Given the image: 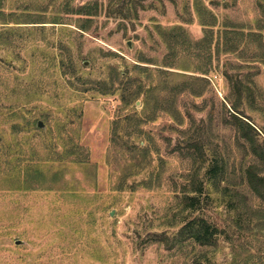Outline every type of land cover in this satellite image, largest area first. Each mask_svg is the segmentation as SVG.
<instances>
[{
    "label": "rangeland",
    "instance_id": "374dc122",
    "mask_svg": "<svg viewBox=\"0 0 264 264\" xmlns=\"http://www.w3.org/2000/svg\"><path fill=\"white\" fill-rule=\"evenodd\" d=\"M96 1L99 13L82 30L86 16L65 13L67 0H0V264H264V202L242 182L253 158L223 122L229 113L222 106L230 109L226 98L236 97L231 78L249 84L242 112L264 141V51L247 35L264 33V0H202L217 17L208 60L194 48L173 55L162 35L182 26L191 41L203 36L195 0H143L131 20L107 15L108 0L70 6ZM226 25L245 36L218 54ZM170 61L175 68L163 66ZM134 64L152 68L153 83L171 78L162 68L205 87L202 96L177 97L181 125L163 110L139 125L130 120L144 98L126 104L123 90L139 81L117 73L150 82ZM190 134L204 144L200 177L219 152L239 195L198 194V207L182 210L194 162L172 149ZM197 215L217 228L213 244L157 241Z\"/></svg>",
    "mask_w": 264,
    "mask_h": 264
},
{
    "label": "trees",
    "instance_id": "16d2710c",
    "mask_svg": "<svg viewBox=\"0 0 264 264\" xmlns=\"http://www.w3.org/2000/svg\"><path fill=\"white\" fill-rule=\"evenodd\" d=\"M261 6V17L259 19L258 27L264 29V5ZM139 7H144L143 0H108L106 5V13L109 16L119 17L121 19H134L138 17ZM196 13L200 19V24L203 25L204 34L201 38L191 41L187 32L184 31L182 26H173L172 28L163 31V37L168 45V49L174 55L178 53V49H190L194 48L201 52L205 59H210V49L214 43V29L217 25V17L214 13L206 8L202 3V0H195ZM65 13H74L78 15H84V23H78V27L82 30H88L89 26L86 22H91L94 16L99 13L98 2L83 4L78 7H71L70 0H67L65 4ZM191 21V20H189ZM188 21V22H189ZM59 21H56V23ZM226 25L223 30H218V40L216 43V51L218 54L227 53L234 51L239 47L240 42L244 39V30H236L228 28ZM247 35H254L258 42V46L261 51H264V33L249 31ZM144 63H151L148 61H140ZM163 66L175 68V64L170 62H164ZM133 68L137 70L138 73H145L148 79L152 77L153 69L146 65L134 64ZM157 71L172 75L169 80L162 78L156 83L149 79V84L141 81L138 77L129 76L127 72H119L117 75L119 77L125 78L128 82L132 84L139 81L138 89L125 88L123 90V100L126 104L136 101L138 98L143 96V109L141 113L134 112L130 117H134L130 120L137 121V125L141 122L149 121L155 119L159 110L166 111L169 113L174 120L177 121L179 125L182 124L180 120L181 113L176 106V99L181 94H191L193 96H202L205 92V87L196 85L195 83H189L187 80H178L176 76H185L184 73H178L170 70H165L162 68H157ZM201 74L206 75L208 68H197V71ZM194 81L203 82V85L208 84V79L205 76H190ZM178 80V81H177ZM233 87V91L236 97L232 100L231 98H226L228 103H230V109L227 108L225 103L222 106L227 113L228 117L223 116V122L230 124L236 131V135L243 142L248 153L253 158V161L248 164L242 172V182L245 183V187L254 194L261 202H264V176L261 175V166L264 165V141L260 140V133L253 123L247 120L246 116L242 112V104L245 96L251 94V87L249 84L245 83L242 79H230ZM100 84L107 87L109 84L106 80L99 82ZM109 89L113 87L115 80L112 78L110 81ZM106 93V92H104ZM232 110V111H230ZM116 125L118 122H115ZM185 131H183L184 133ZM130 132H128L129 134ZM112 137L114 140L118 137L117 127L114 126L112 129ZM185 146H181L178 143L173 147L172 151H179L180 154L190 156L193 159V166L188 172L187 184H185L183 195L181 197V203L183 204V209L189 208L196 209L198 202V194H206L209 196L211 192L221 193L226 196V194H237L239 195V190H234L231 188V181L227 174V164L225 158L219 154L215 153L212 161L205 166L202 176L200 177L201 168L205 164V150L204 144L201 137H195L190 134L186 138ZM139 149L148 152L147 147L138 146ZM186 149V151L184 150ZM198 163V164H195ZM201 163V164H200ZM190 186V187H189ZM194 193V194H191ZM245 197V195H244ZM206 199V197H205ZM217 228L209 222L205 217L197 215L190 218H186L183 223H181L177 233L173 237H167L163 235H156L159 242H165L168 246L172 247L177 243L185 241H193L200 245H211L215 241V233ZM156 238V239H157Z\"/></svg>",
    "mask_w": 264,
    "mask_h": 264
},
{
    "label": "water",
    "instance_id": "95a60500",
    "mask_svg": "<svg viewBox=\"0 0 264 264\" xmlns=\"http://www.w3.org/2000/svg\"><path fill=\"white\" fill-rule=\"evenodd\" d=\"M38 124H39V126H43L42 122H39ZM18 242H19V241H18Z\"/></svg>",
    "mask_w": 264,
    "mask_h": 264
}]
</instances>
